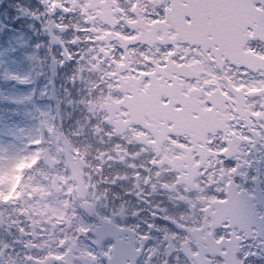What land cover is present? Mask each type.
I'll return each instance as SVG.
<instances>
[{"label": "snow or ice", "instance_id": "1", "mask_svg": "<svg viewBox=\"0 0 264 264\" xmlns=\"http://www.w3.org/2000/svg\"><path fill=\"white\" fill-rule=\"evenodd\" d=\"M12 13L36 39L0 53L31 123L0 143V264H264V0Z\"/></svg>", "mask_w": 264, "mask_h": 264}, {"label": "flooded vegetation", "instance_id": "2", "mask_svg": "<svg viewBox=\"0 0 264 264\" xmlns=\"http://www.w3.org/2000/svg\"><path fill=\"white\" fill-rule=\"evenodd\" d=\"M17 3L34 4L35 0H2V2H0V28H3L4 25H10L13 29L11 32H8L5 28L4 32H0V53L3 52L4 47H7V45L11 43V37L21 34L24 35L25 39L32 37V33L29 32L26 27L28 21L19 20L16 21L15 24L12 21V6ZM16 24H19V29H16ZM35 39V37H32L33 41H35ZM3 67H8L12 71L20 74H25L28 71V65L24 62L23 56L20 53L7 58L0 54V70H2ZM29 91L30 88L28 87L0 80V143L6 142L8 136L16 135L18 130L23 129L27 132L31 127V123L25 115L30 109V105H17L12 102L16 98L27 95ZM13 112L18 113V115H13ZM30 166V164L21 163L16 168L17 175L13 177V192L20 184V173ZM9 198H11V193L9 194Z\"/></svg>", "mask_w": 264, "mask_h": 264}]
</instances>
